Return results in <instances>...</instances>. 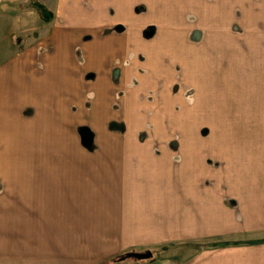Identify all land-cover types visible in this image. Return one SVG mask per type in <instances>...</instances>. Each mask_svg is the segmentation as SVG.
Segmentation results:
<instances>
[{"label": "rangeland", "instance_id": "rangeland-1", "mask_svg": "<svg viewBox=\"0 0 264 264\" xmlns=\"http://www.w3.org/2000/svg\"><path fill=\"white\" fill-rule=\"evenodd\" d=\"M32 1L0 0V264H264V0H138L147 44L103 71H54V93ZM128 27L87 28L73 46ZM35 80L38 96L22 87ZM52 181L54 226L48 204L42 222L38 200L16 197Z\"/></svg>", "mask_w": 264, "mask_h": 264}, {"label": "crops", "instance_id": "crops-1", "mask_svg": "<svg viewBox=\"0 0 264 264\" xmlns=\"http://www.w3.org/2000/svg\"><path fill=\"white\" fill-rule=\"evenodd\" d=\"M45 1V2H44ZM42 3H44L51 11L54 10L58 11L57 13H63L61 19H58L56 22H54L55 30L53 29L52 32H49L51 27L53 26V20H45L44 17H42V13H39L41 21H44V24L41 25V36L45 37L47 36V33L51 34V37L49 43L44 44V46L50 44V48L46 50L44 47L38 48L35 51V61L36 66H41L40 70L41 72H50L52 83L50 85L51 88L46 90V93H54V71L61 72L66 71L67 73L73 72L75 69L78 70H86L92 67H97L99 70L103 71L105 68H109L110 62H112L113 59H110V57H118V56H124V57H131V55L134 53L133 48V38H136L135 45L141 44H147L140 42V37L138 35V27H135L134 24H138L136 20L134 19L137 16H143L136 12L135 5L138 0H93L92 7H87L82 2L83 0H57V7L54 8V2L52 0H44ZM151 2V1H150ZM114 5V6H112ZM151 6V4H150ZM61 9V10H60ZM116 12L114 13V11ZM135 13V14H134ZM33 16V14H31ZM46 16V15H44ZM134 17V18H132ZM36 20V19H35ZM148 20V19H147ZM141 23L146 22L145 20L141 21ZM126 24L129 26L125 33L122 34H104L102 36H97L95 40L92 42H88L86 44V47L74 48V44L78 39H82L83 33L85 32V29L92 30L94 32H97L99 28H105L107 25H113V24ZM115 42V44H114ZM56 43V47L54 48V45ZM112 43L114 45H112ZM109 45V48L106 50H102L98 48L100 45ZM60 45V46H59ZM92 45H98L95 48H92ZM143 46V45H142ZM137 48V47H136ZM46 50V51H45ZM137 50V49H136ZM148 50V47L146 48ZM30 55L26 54V57H20L19 59V65H28V59ZM110 60H109V59ZM117 60V59H116ZM83 62V63H82ZM10 68V61H3V63L0 66V94L4 97L5 91L10 93V77L7 74L8 69ZM25 89H32L36 90L35 94L41 95L40 91L42 92V89L40 88V85L37 84V81L35 80L34 83H31L28 87L22 86ZM105 93V94H104ZM104 93L100 95L101 99L102 96H106V90L104 89ZM57 95V94H56ZM48 94V96L42 97L43 99H46L47 103H49L47 106L48 108L46 111L50 112V114H54V101L53 96ZM21 99V98H20ZM52 99V100H51ZM107 99V98H106ZM6 99L2 100V113L4 111V105L6 104ZM24 103L25 101L22 100ZM104 103V100L102 101ZM9 104V103H8ZM9 111L11 110V107H8ZM5 111L0 118L8 119L9 114L5 115ZM100 114V113H99ZM98 114L97 117H100ZM189 157V155H188ZM186 157V158H188ZM190 158V157H189ZM149 163L153 164L151 167L153 172L155 173L157 178L161 177L162 171H164V162H159V160L154 161V159L148 160ZM158 162V163H157ZM8 164V165H7ZM26 163H23V166ZM156 165V166H155ZM6 167H11L10 163L5 164ZM4 166V175H5V182L7 183H15V177L16 172L18 170H15L16 165H12V168H10V171L12 170L14 174L10 175L7 171H9V168H6ZM17 167H21V165H17ZM166 167V166H165ZM8 169V170H7ZM16 171V172H15ZM18 192H16V197L26 199L29 197H32L39 201L37 208H40L44 213H39L40 218L43 222V216L45 215V209L43 207V201L46 204H48L51 212L50 220L46 219L44 220V223L48 225L54 226V181L50 183H44L41 182L36 183V185L33 188L28 189L25 186L22 188H19ZM28 193H27V192ZM10 193H13V191L9 190ZM8 193V194H10ZM11 194L8 196H5L2 201L4 203V207L7 206L6 199L10 198ZM41 200V201H40ZM11 207V205L9 206ZM40 211V210H39ZM223 214V213H222ZM224 216L226 217L227 214L224 213ZM218 217V216H217ZM216 219H219L217 218ZM221 217V216H220ZM219 220H216L218 222ZM225 222V218H223V221Z\"/></svg>", "mask_w": 264, "mask_h": 264}, {"label": "trees", "instance_id": "trees-1", "mask_svg": "<svg viewBox=\"0 0 264 264\" xmlns=\"http://www.w3.org/2000/svg\"><path fill=\"white\" fill-rule=\"evenodd\" d=\"M32 5L40 12L42 13V17H44L45 20L49 21L53 18L54 16V13L53 11H51L44 3H42L41 1L39 0H34L32 1ZM46 15V16H44ZM131 254V252H125L123 255H121V258H126L128 257V254ZM120 258V259H121ZM117 260V259H116Z\"/></svg>", "mask_w": 264, "mask_h": 264}, {"label": "water", "instance_id": "water-1", "mask_svg": "<svg viewBox=\"0 0 264 264\" xmlns=\"http://www.w3.org/2000/svg\"><path fill=\"white\" fill-rule=\"evenodd\" d=\"M139 255L149 256L151 255V252L139 253Z\"/></svg>", "mask_w": 264, "mask_h": 264}]
</instances>
